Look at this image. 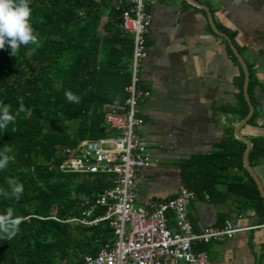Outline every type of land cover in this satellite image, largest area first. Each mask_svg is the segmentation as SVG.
<instances>
[{
    "label": "trees",
    "instance_id": "16d2710c",
    "mask_svg": "<svg viewBox=\"0 0 264 264\" xmlns=\"http://www.w3.org/2000/svg\"><path fill=\"white\" fill-rule=\"evenodd\" d=\"M29 7L39 46L21 45L16 56L7 44L0 49V105H9L15 116L0 129V153L9 157L0 169V189L10 194L13 184L23 185L18 201L0 195V214L12 209L21 220L13 238H0V264H81L84 255L111 243L113 229L107 220L71 219L105 213L96 198L113 186V176L63 172L59 165L66 160L64 148L111 134L103 125L104 111L126 97L132 38L122 34L113 0H29ZM242 83L241 76L230 108L239 120L248 112ZM250 88L251 80L248 94ZM66 92L79 102L69 101ZM21 105L24 110L16 115ZM254 118L255 111L246 123ZM6 147L11 150L5 153ZM245 148L231 136L212 153L182 162V185L198 193L221 180L225 193L252 207L264 223L263 199L243 166ZM263 155L264 141L252 139L250 164ZM230 169L241 174L231 175Z\"/></svg>",
    "mask_w": 264,
    "mask_h": 264
},
{
    "label": "crops",
    "instance_id": "0c3cea01",
    "mask_svg": "<svg viewBox=\"0 0 264 264\" xmlns=\"http://www.w3.org/2000/svg\"><path fill=\"white\" fill-rule=\"evenodd\" d=\"M148 10L140 85L149 94L139 104L144 120L139 134L147 142L150 164L136 171L140 206L176 195L182 162L212 153L231 136L239 139L235 126L241 119L230 108L236 105L244 72L229 42L212 29L208 13L248 68L255 118L238 132L251 143L254 138L264 141V0H153ZM251 166L264 188V155ZM225 190L220 180L212 190L192 191L188 217L193 230L221 226L226 219L242 230L221 241L197 240L193 249L204 251L208 264H264V223L252 207H243ZM167 225L175 227L172 213Z\"/></svg>",
    "mask_w": 264,
    "mask_h": 264
},
{
    "label": "built area",
    "instance_id": "2783aa9c",
    "mask_svg": "<svg viewBox=\"0 0 264 264\" xmlns=\"http://www.w3.org/2000/svg\"><path fill=\"white\" fill-rule=\"evenodd\" d=\"M153 0H113L121 14L122 34L132 38L128 62L130 78L124 86L122 103L108 104L103 125L111 134L81 139L66 147V160L59 165L63 172H100L113 176V186L99 193L96 202L106 207L104 214L91 220L72 218L83 224L107 220L114 238L100 247L95 255H84L81 264H208L204 251H195L193 244L221 241L242 230L232 220L221 226H209L197 233L188 217L193 192L181 185L172 198L137 205L136 171L150 164L145 153L147 142L139 130L143 118L139 104L149 92L140 85V70L146 54V34L151 15L148 6ZM172 213L175 227L167 225Z\"/></svg>",
    "mask_w": 264,
    "mask_h": 264
},
{
    "label": "clouds",
    "instance_id": "9594fccd",
    "mask_svg": "<svg viewBox=\"0 0 264 264\" xmlns=\"http://www.w3.org/2000/svg\"><path fill=\"white\" fill-rule=\"evenodd\" d=\"M31 8L29 0H0V49H4L7 44L10 48V55L16 56L21 45L34 44L39 46L38 37L33 33L30 24ZM69 101L79 102V98L70 92L65 93ZM118 103V102H117ZM21 105L16 115L23 111ZM15 122V116L10 112L9 105H0V129H6L9 123ZM11 149L5 148L4 152ZM9 157L0 153V169L6 167ZM23 193V185L13 184L11 193L0 189V195L5 198L14 197L17 201ZM21 223L19 217H14L12 209H8L5 214H0V238L11 239Z\"/></svg>",
    "mask_w": 264,
    "mask_h": 264
},
{
    "label": "water",
    "instance_id": "95a60500",
    "mask_svg": "<svg viewBox=\"0 0 264 264\" xmlns=\"http://www.w3.org/2000/svg\"><path fill=\"white\" fill-rule=\"evenodd\" d=\"M206 9V8H205ZM208 12V11H207ZM208 18H209V22H210V25L212 27V29L218 33L219 35H221L222 37H224L228 42H229V46H230V49L232 51V53L236 56L239 64L241 65L242 69H243V72H244V82H243V93H244V98L248 104V112L247 114L237 123V125L235 126V134L236 136L243 140L246 144V149L245 151L243 152V156H242V161H243V166L244 168L246 169V171L249 173V175L252 177L251 179L254 180L256 186H257V189L260 193V196L262 197L263 199V202H264V188L262 186V183L260 181V179L258 178V176L255 174L250 162H249V159H248V152L252 146V143L249 139L243 137V136H240L239 132H238V129L239 127L244 124L252 115V112H253V106L249 100V96H248V81H249V74H248V68L243 60V58L240 56V54L238 53L237 49L234 47V45L231 43L230 39L227 37V35L223 32H220L216 29L213 21H212V17L211 15L208 13Z\"/></svg>",
    "mask_w": 264,
    "mask_h": 264
}]
</instances>
